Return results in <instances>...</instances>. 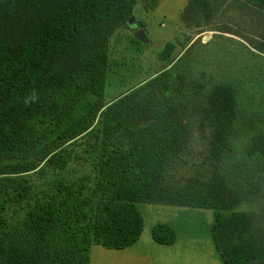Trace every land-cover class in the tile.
<instances>
[{"label":"trees","instance_id":"16d2710c","mask_svg":"<svg viewBox=\"0 0 264 264\" xmlns=\"http://www.w3.org/2000/svg\"><path fill=\"white\" fill-rule=\"evenodd\" d=\"M217 1L189 0L188 19H210ZM241 1L264 11V0ZM136 4L0 0V264H88L92 244L128 247L142 233L140 202L212 209L221 264H264V229L250 207L260 199L264 207V183L240 194L243 176L223 169L237 125L251 128L260 116L239 112L231 84L193 73L195 41L174 59L167 41L158 58L168 68L105 98L111 37L139 25ZM252 46L264 53V41ZM77 106L83 109L73 116ZM199 128L208 134L210 175L177 176ZM82 142L88 155L99 152L95 173L57 179L51 193L37 196L31 173L62 171ZM251 150L264 155L263 129L252 135ZM20 209L23 216L13 219ZM151 236L166 245L176 240L161 222Z\"/></svg>","mask_w":264,"mask_h":264},{"label":"rangeland","instance_id":"374dc122","mask_svg":"<svg viewBox=\"0 0 264 264\" xmlns=\"http://www.w3.org/2000/svg\"><path fill=\"white\" fill-rule=\"evenodd\" d=\"M188 2L156 0L155 6L151 7L152 0H137L133 15L139 25L135 28L119 27L111 37L105 98L112 100L162 68H168L170 63L158 58L167 41L175 44L173 59L195 41L188 56L195 61L193 73L208 84L215 81L231 84L236 91L239 112L260 116L259 122L251 128L237 125L231 150L224 156L223 169L230 174H241L240 194L248 193L252 186L264 183V168L258 167L264 165V155L251 153L252 135L258 129L264 130V53L252 46L253 41H264V11L256 10L241 0H220L213 4L210 19L199 16L190 20L187 17ZM138 29L144 33L143 39L136 36ZM82 109L77 106L73 116H78ZM207 140L206 130L199 128L195 131L176 164L177 176L200 175L207 178L210 175ZM86 146L85 142L77 144L78 158L60 172L31 173L37 176L33 178L36 195L42 196L44 190L51 193L57 179L74 181L83 175H93L94 161L99 152L94 150L88 155L83 149ZM42 164L40 166L47 167ZM262 203L263 199H260L250 207L264 229ZM137 207L144 218L138 240L120 250L90 245L91 264H221V255L211 237L212 209L149 202L137 203ZM16 211L19 214L15 213L13 219L19 220L24 210ZM160 222L170 224L174 229L176 240L173 244L153 240L152 227Z\"/></svg>","mask_w":264,"mask_h":264},{"label":"water","instance_id":"95a60500","mask_svg":"<svg viewBox=\"0 0 264 264\" xmlns=\"http://www.w3.org/2000/svg\"><path fill=\"white\" fill-rule=\"evenodd\" d=\"M128 23H129L130 25H134V23H135V18H134L133 16H131V17L128 19ZM136 36H137L139 39H143V38H144V33L142 32V30L138 29V30L136 31ZM220 257H222V255H221Z\"/></svg>","mask_w":264,"mask_h":264},{"label":"crops","instance_id":"0c3cea01","mask_svg":"<svg viewBox=\"0 0 264 264\" xmlns=\"http://www.w3.org/2000/svg\"><path fill=\"white\" fill-rule=\"evenodd\" d=\"M88 264H91V262H90V256H89V262H88Z\"/></svg>","mask_w":264,"mask_h":264}]
</instances>
